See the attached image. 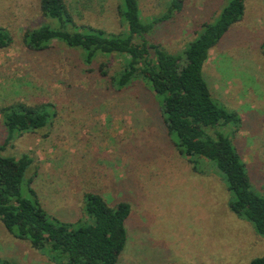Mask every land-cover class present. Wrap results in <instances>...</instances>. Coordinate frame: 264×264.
Instances as JSON below:
<instances>
[{
  "label": "rangeland",
  "instance_id": "rangeland-1",
  "mask_svg": "<svg viewBox=\"0 0 264 264\" xmlns=\"http://www.w3.org/2000/svg\"><path fill=\"white\" fill-rule=\"evenodd\" d=\"M38 1L0 0V26L11 37L0 49V106L45 103L53 111L47 125L13 134L2 151L31 158L25 180L31 177L46 212L68 222L84 219L87 191L109 206L127 202L126 243L115 264H248L264 255V235L229 209L231 196L221 173L204 158L188 161L178 153L162 120L160 98L148 84L138 79L121 89L110 84L120 57L96 55L85 65L80 50L59 42L37 51L24 46V30L44 21ZM169 1L138 0L141 18L161 16ZM65 2L77 24L111 33L124 29L118 0ZM223 3L180 0V9L157 22L147 40L180 53ZM262 39L264 0H246L242 19L208 50L202 72L213 99L239 116L238 127L222 131L244 162L251 186L264 194ZM6 136L0 117V144ZM0 258L56 264L1 223Z\"/></svg>",
  "mask_w": 264,
  "mask_h": 264
},
{
  "label": "trees",
  "instance_id": "trees-1",
  "mask_svg": "<svg viewBox=\"0 0 264 264\" xmlns=\"http://www.w3.org/2000/svg\"><path fill=\"white\" fill-rule=\"evenodd\" d=\"M243 1L224 0L214 19L200 23L195 36L177 54L148 41L147 34L173 9H180V0H170L165 13L146 20L140 16L138 0H118L117 12L124 29L117 33L75 23L65 0H39L38 10L44 21L24 30L22 43L28 50L37 51L59 42L80 50L85 65L91 64L96 55L120 57L121 66L109 77L110 84L121 89L137 79L146 82L160 98L162 120L178 153L188 161L198 156L212 163L230 192L229 209L246 219L257 234L264 235V194L251 186L244 162L222 131L227 125L238 127L240 118L213 99L202 72L208 50L242 17ZM10 42L8 31L0 26V49ZM259 49L264 55V40ZM98 70L106 75L101 64ZM52 115L45 103L17 101L0 106L1 123L7 133L0 144V223L56 264H115L126 243L127 202L109 206L99 194L87 191L82 196L84 219H57L40 203L30 185L31 177L25 180L31 158L24 153L17 157L2 154L13 134L38 130ZM21 185L25 187L23 192ZM0 264L15 263L0 258ZM248 264H264V255L250 259Z\"/></svg>",
  "mask_w": 264,
  "mask_h": 264
},
{
  "label": "crops",
  "instance_id": "crops-1",
  "mask_svg": "<svg viewBox=\"0 0 264 264\" xmlns=\"http://www.w3.org/2000/svg\"><path fill=\"white\" fill-rule=\"evenodd\" d=\"M245 1H246V0L243 1V6H244V8H243V14H242V17H243V15H244ZM242 17L240 18V20L242 19ZM238 21H239V20H238ZM238 21H237V22H238ZM235 23H236V22H235ZM262 40H264V39H262ZM262 40H261V41H262Z\"/></svg>",
  "mask_w": 264,
  "mask_h": 264
}]
</instances>
